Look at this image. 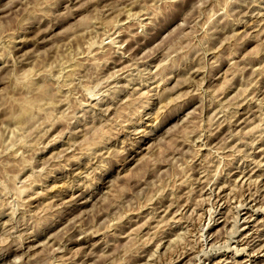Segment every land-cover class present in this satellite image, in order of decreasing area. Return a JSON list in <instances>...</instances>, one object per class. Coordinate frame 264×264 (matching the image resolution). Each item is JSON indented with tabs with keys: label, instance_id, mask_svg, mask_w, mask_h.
<instances>
[{
	"label": "rangeland",
	"instance_id": "obj_1",
	"mask_svg": "<svg viewBox=\"0 0 264 264\" xmlns=\"http://www.w3.org/2000/svg\"><path fill=\"white\" fill-rule=\"evenodd\" d=\"M76 263L264 264V0H0V264Z\"/></svg>",
	"mask_w": 264,
	"mask_h": 264
},
{
	"label": "bare ground",
	"instance_id": "obj_2",
	"mask_svg": "<svg viewBox=\"0 0 264 264\" xmlns=\"http://www.w3.org/2000/svg\"><path fill=\"white\" fill-rule=\"evenodd\" d=\"M251 121V120H250ZM257 122V121H256ZM243 131V130H242ZM69 149V148H68ZM73 156V155H72ZM71 156V157H72ZM232 156V155H230ZM75 160V159H74ZM222 160V159H221ZM69 161V160H68ZM259 161V160H258ZM206 162V161H205ZM66 164V163H65ZM212 164V163H211ZM67 166V165H66ZM66 168V167H65ZM237 168V167H236ZM207 169V168H206ZM255 170V169H254ZM261 174V173H260ZM236 175V174H235ZM214 177V176H213ZM35 178V177H34ZM238 178V177H237ZM179 183V182H178ZM239 185V184H238ZM193 186V185H192ZM244 187V186H243ZM258 188V187H257ZM26 189V188H25ZM222 191V190H221ZM207 193V192H206ZM20 196V194H18ZM186 200V199H185ZM234 200V199H233ZM191 202V201H190ZM206 202V201H205ZM193 203V202H192ZM207 203V202H206ZM179 206V205H178ZM182 206V205H181ZM192 206V205H191ZM201 206V205H200ZM180 209V208H179ZM230 209V208H229ZM179 212V211H178ZM203 214V213H202ZM169 216V215H168ZM202 216V215H201ZM209 217V216H208ZM169 218V217H168ZM185 218V217H184ZM198 218V217H197ZM203 219V218H202ZM230 219V218H229ZM161 220V219H160ZM188 220V219H187ZM198 220V219H197ZM156 221V220H155ZM180 222V221H179ZM188 222V221H187ZM262 222V221H261ZM197 224V223H196ZM158 225V224H157ZM170 226V225H169ZM184 227V226H183ZM172 229V228H171ZM191 234V233H190ZM198 234V233H197ZM177 236V235H176ZM185 238V237H184ZM178 240V239H177ZM181 241V240H180ZM179 242V241H178ZM180 244V243H179ZM183 249V248H182ZM242 249V248H241ZM263 249V248H262ZM240 251V250H239ZM185 252V251H184ZM195 253V252H194ZM171 254V253H170ZM178 255V254H177ZM180 255V253H179ZM255 256V255H254ZM222 261V260H221ZM223 262V261H222ZM220 263V262H219ZM77 264V263H76Z\"/></svg>",
	"mask_w": 264,
	"mask_h": 264
}]
</instances>
